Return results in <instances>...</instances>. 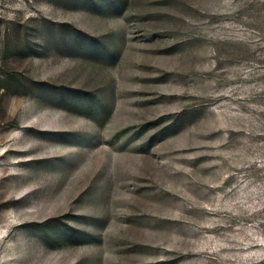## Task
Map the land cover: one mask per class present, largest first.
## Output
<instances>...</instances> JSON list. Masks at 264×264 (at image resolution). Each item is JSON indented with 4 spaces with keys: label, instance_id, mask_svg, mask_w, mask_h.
<instances>
[{
    "label": "rangeland",
    "instance_id": "obj_1",
    "mask_svg": "<svg viewBox=\"0 0 264 264\" xmlns=\"http://www.w3.org/2000/svg\"><path fill=\"white\" fill-rule=\"evenodd\" d=\"M0 264H264V0H0Z\"/></svg>",
    "mask_w": 264,
    "mask_h": 264
}]
</instances>
